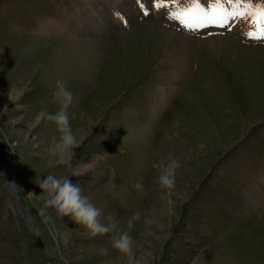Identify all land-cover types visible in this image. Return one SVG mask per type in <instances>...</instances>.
<instances>
[{"label":"rangeland","instance_id":"rangeland-1","mask_svg":"<svg viewBox=\"0 0 264 264\" xmlns=\"http://www.w3.org/2000/svg\"><path fill=\"white\" fill-rule=\"evenodd\" d=\"M171 10L153 0H0V264H126L114 233L91 237L45 207L38 182L49 174L78 183L104 223L119 221L142 264H264V42L245 35L243 19L190 31ZM165 28L223 42L217 53L200 42L181 64L166 57ZM57 81L85 137L71 167L50 154L60 133L42 116L61 110ZM171 159L181 166L167 191L153 165Z\"/></svg>","mask_w":264,"mask_h":264},{"label":"clouds","instance_id":"clouds-1","mask_svg":"<svg viewBox=\"0 0 264 264\" xmlns=\"http://www.w3.org/2000/svg\"><path fill=\"white\" fill-rule=\"evenodd\" d=\"M54 96L60 103L61 110L55 114H42L56 124L60 133L59 141L50 146L49 152L57 158L58 164L71 167L76 149L81 147L85 137L77 135L72 129L67 109L73 104L74 97L66 82H56ZM94 165V160L82 163L72 170V176L79 177L92 170ZM180 166V162L176 159H171L166 163L161 161L159 164L153 165L154 168L162 169L157 182L163 189L171 191L175 187L177 169ZM38 185L42 189L46 208L52 207L61 217H69L77 225L84 226L91 237L114 233L112 246L126 256V264H142L135 255L134 241L129 231L118 229L119 221L111 215L107 217L108 223H104L101 219V209L97 208L89 197L83 194V189L78 183H73L69 177L58 178L56 175L49 174L45 179L39 181ZM133 187L138 190L143 188L140 183L134 184ZM139 216V213H135L127 222L128 229L133 227V220L139 219ZM100 252L102 255H106L107 249L101 248Z\"/></svg>","mask_w":264,"mask_h":264},{"label":"snow or ice","instance_id":"snow-or-ice-1","mask_svg":"<svg viewBox=\"0 0 264 264\" xmlns=\"http://www.w3.org/2000/svg\"><path fill=\"white\" fill-rule=\"evenodd\" d=\"M153 0L155 10L169 8V19L190 31L205 27H228L231 22L243 19L249 24L245 35L252 40L264 42V0ZM147 14V13H145Z\"/></svg>","mask_w":264,"mask_h":264},{"label":"bare ground","instance_id":"bare-ground-1","mask_svg":"<svg viewBox=\"0 0 264 264\" xmlns=\"http://www.w3.org/2000/svg\"><path fill=\"white\" fill-rule=\"evenodd\" d=\"M86 28H91L92 24L84 25ZM155 28V27H154ZM183 28V27H182ZM206 28V27H205ZM203 28V29H205ZM153 29V28H152ZM165 33L170 40L168 42L166 54L170 53V56H179L177 59L178 63L185 64L184 61H180L178 59H182V57H188L189 53H193L196 50L197 46L202 41H207V47L214 53H217L220 50V47L223 42L222 36L208 37L205 39H199L193 33H183L177 30H170L165 28ZM199 33V32H198ZM197 33V35H198ZM200 37V36H199ZM165 39V38H164ZM190 56V55H189ZM171 60V59H170ZM177 63V62H176ZM196 80V79H195ZM198 143V142H197ZM202 143V142H201ZM186 146V145H185ZM178 147V146H177ZM180 147V145H179ZM193 147V146H192ZM199 148V147H198ZM185 149V148H184ZM203 150V149H202ZM152 156V155H151ZM143 158V157H142ZM151 160V159H150ZM153 160V159H152ZM149 163V162H148ZM150 165V164H149ZM101 166V165H100ZM10 171V170H9ZM13 185V183H12ZM93 190V189H92ZM95 193V192H93ZM19 195V194H18ZM91 196V195H89ZM203 261V260H202Z\"/></svg>","mask_w":264,"mask_h":264},{"label":"water","instance_id":"water-1","mask_svg":"<svg viewBox=\"0 0 264 264\" xmlns=\"http://www.w3.org/2000/svg\"><path fill=\"white\" fill-rule=\"evenodd\" d=\"M8 180H10V179H8ZM8 184H9V187H10V191H11V193L14 195V193H13V191H12V188H14V186L12 185V182L9 181ZM15 197H16V196H15ZM16 199L19 200L18 197H16ZM25 214H26V213H25ZM25 218H27V217L25 216ZM32 229H33V228H32ZM33 233H35L34 230H33ZM36 237H37V236H36ZM37 239H38L42 244H44L48 249H50V250H52V251L55 252V250H54L53 248L47 246L43 241L40 240V238L37 237ZM57 254H58V256H59L62 260L65 261V258H64L60 253H57ZM68 264H69V263H68Z\"/></svg>","mask_w":264,"mask_h":264}]
</instances>
